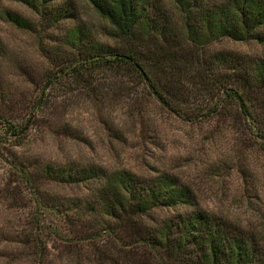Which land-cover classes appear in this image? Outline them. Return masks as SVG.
<instances>
[{
  "label": "trees",
  "instance_id": "1",
  "mask_svg": "<svg viewBox=\"0 0 264 264\" xmlns=\"http://www.w3.org/2000/svg\"><path fill=\"white\" fill-rule=\"evenodd\" d=\"M15 1L50 24L74 19L78 8L77 0ZM82 1L107 26L93 31L76 25L67 32L64 45L78 57L60 65L62 75L104 65L128 68L160 105L191 124L213 119L222 124L236 110L264 151V58L207 51L220 39L264 44V0ZM0 14L18 28L32 26L16 12ZM0 125V160L10 168L9 179L15 178L4 183L0 198L31 208L28 231L1 236L4 242L33 245L34 264H43L55 242L81 260L85 256L86 264H264V231L200 208L178 177L19 160L12 148L24 142V129L2 116ZM80 185L79 195L61 198L48 191ZM180 208L185 209L176 211ZM163 210L173 212L156 215Z\"/></svg>",
  "mask_w": 264,
  "mask_h": 264
},
{
  "label": "rangeland",
  "instance_id": "2",
  "mask_svg": "<svg viewBox=\"0 0 264 264\" xmlns=\"http://www.w3.org/2000/svg\"><path fill=\"white\" fill-rule=\"evenodd\" d=\"M77 2L74 19L50 24L15 0H0V13L10 10L32 23L21 29L0 14V116L24 129V142L12 148L19 160L90 163L143 176L171 174L191 188L200 208L263 232L264 151L254 145L236 110L227 112L222 124L216 119L191 124L160 105L128 68L104 65L62 75L60 65L78 57L64 45L67 32L76 25L93 31L107 26L86 2ZM207 51L264 58V44L254 41L220 39ZM34 108L37 115L29 124ZM9 173L0 160V190L14 181ZM48 191L62 198L79 195L83 186H49ZM23 197L28 199L26 191ZM11 203L0 198V264H34L33 245L2 240V233L30 229L31 208ZM63 246L51 243L43 264H86L85 256L81 260V254Z\"/></svg>",
  "mask_w": 264,
  "mask_h": 264
}]
</instances>
